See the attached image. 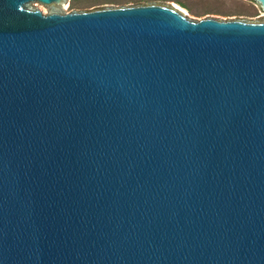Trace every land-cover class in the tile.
<instances>
[{
	"label": "water",
	"instance_id": "water-1",
	"mask_svg": "<svg viewBox=\"0 0 264 264\" xmlns=\"http://www.w3.org/2000/svg\"><path fill=\"white\" fill-rule=\"evenodd\" d=\"M67 2L0 0V264H264V16Z\"/></svg>",
	"mask_w": 264,
	"mask_h": 264
},
{
	"label": "rangeland",
	"instance_id": "rangeland-1",
	"mask_svg": "<svg viewBox=\"0 0 264 264\" xmlns=\"http://www.w3.org/2000/svg\"><path fill=\"white\" fill-rule=\"evenodd\" d=\"M150 2L174 4L195 18H203L206 16L258 18L264 16V12H260L248 0H68L65 11H81L101 6H125ZM31 3L39 4L46 9H49L51 6L38 2Z\"/></svg>",
	"mask_w": 264,
	"mask_h": 264
}]
</instances>
